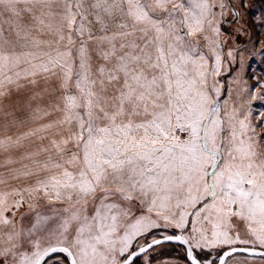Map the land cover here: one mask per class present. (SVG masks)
<instances>
[{"label":"snow or ice","instance_id":"1","mask_svg":"<svg viewBox=\"0 0 264 264\" xmlns=\"http://www.w3.org/2000/svg\"><path fill=\"white\" fill-rule=\"evenodd\" d=\"M246 8L0 0V264H264Z\"/></svg>","mask_w":264,"mask_h":264},{"label":"rangeland","instance_id":"2","mask_svg":"<svg viewBox=\"0 0 264 264\" xmlns=\"http://www.w3.org/2000/svg\"><path fill=\"white\" fill-rule=\"evenodd\" d=\"M262 0H247V5L248 8L243 9V12L249 13V15L247 16V24L250 26V28L252 29L253 33L255 34L256 31V22L253 21L252 16H251V9L254 5H258L261 4ZM244 21H242L243 23ZM259 39H261L262 41H264V36L259 37ZM261 47H264V44L261 45ZM257 51H259V49H257ZM262 69H264V64H261L259 60H257L255 63H252L251 68L249 69V75H256L257 73H259ZM252 83H254V81H252Z\"/></svg>","mask_w":264,"mask_h":264}]
</instances>
